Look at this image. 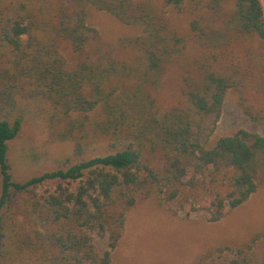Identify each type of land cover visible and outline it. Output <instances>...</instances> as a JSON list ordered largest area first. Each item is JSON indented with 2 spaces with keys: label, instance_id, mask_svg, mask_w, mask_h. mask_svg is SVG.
Instances as JSON below:
<instances>
[{
  "label": "trees",
  "instance_id": "16d2710c",
  "mask_svg": "<svg viewBox=\"0 0 264 264\" xmlns=\"http://www.w3.org/2000/svg\"><path fill=\"white\" fill-rule=\"evenodd\" d=\"M226 1L231 10L223 9ZM187 3L197 13L191 38L206 56L197 62L198 75L185 78L182 105L162 113L153 92L188 43L164 13L135 0H60L46 16L34 0H0V264H112L126 215L143 191L159 198L172 188L175 199L203 178L221 179L230 191L205 207L213 223L256 193L264 136L241 129L214 144L211 138L227 91L242 87L246 76L239 59L224 64L226 49L243 38L264 44V2L164 0L178 12ZM89 5L142 28L134 64L103 55L68 63L61 44L79 55L97 34L87 21ZM255 67L264 74V62ZM41 99L72 129L104 138L107 153L17 181L9 144L20 135L29 100ZM82 150L78 145L76 152ZM157 152L166 164L162 172L149 164L147 155ZM205 211L198 216L207 217ZM94 233L108 235L109 250H99Z\"/></svg>",
  "mask_w": 264,
  "mask_h": 264
},
{
  "label": "rangeland",
  "instance_id": "374dc122",
  "mask_svg": "<svg viewBox=\"0 0 264 264\" xmlns=\"http://www.w3.org/2000/svg\"><path fill=\"white\" fill-rule=\"evenodd\" d=\"M34 2L46 16H53L60 6V0ZM140 2L164 13L173 29L188 40L187 48L167 65L161 86L153 92L164 113L182 105L187 88L185 78L198 75L197 62L206 56V51L191 38L190 24L197 13L189 3L178 12L166 8L164 0H135L136 4ZM231 8L232 1L224 2V10ZM87 13L88 24L97 34L79 55L73 52L70 43L63 42L61 48L68 63L74 66L81 60L91 61L103 55L120 65L134 64L140 55L136 39L142 34V28L93 5L88 6ZM232 48L226 49L224 64L231 67L239 59L246 76L242 87L227 91L212 144L241 129L264 136V74L255 67L257 60L264 62V44L258 39L243 38ZM26 113L20 135L9 144L11 171L17 181L107 153L104 138L95 137L88 128L86 133L79 128L72 129L50 102L29 100ZM84 134L88 135L86 139L81 137ZM78 145L83 149L82 154L76 152ZM147 156L154 170L162 172L166 168L160 152ZM257 180L256 194L214 223L208 221L210 213L205 207L218 194L230 191L221 179L203 178L200 186L193 190L182 188L175 199L170 198L172 188L166 189L159 198L140 192L136 205L126 215L121 239L112 250V264H264V172L261 171ZM46 188L54 189L49 185ZM202 210L207 217L198 216ZM92 236L99 250H109L108 235L94 233ZM235 250H239L240 256Z\"/></svg>",
  "mask_w": 264,
  "mask_h": 264
},
{
  "label": "crops",
  "instance_id": "0c3cea01",
  "mask_svg": "<svg viewBox=\"0 0 264 264\" xmlns=\"http://www.w3.org/2000/svg\"><path fill=\"white\" fill-rule=\"evenodd\" d=\"M254 194H256V193H254ZM254 194H253L249 199H251V198L254 196ZM249 199H248V200H249ZM248 200H247V201H248ZM247 201H246V202H247Z\"/></svg>",
  "mask_w": 264,
  "mask_h": 264
}]
</instances>
